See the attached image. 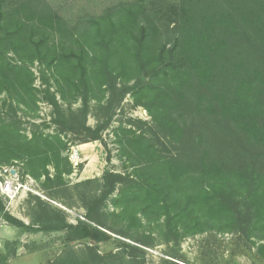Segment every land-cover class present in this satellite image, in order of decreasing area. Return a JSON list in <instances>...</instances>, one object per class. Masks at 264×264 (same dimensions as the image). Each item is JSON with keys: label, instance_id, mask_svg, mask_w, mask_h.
<instances>
[{"label": "trees", "instance_id": "trees-1", "mask_svg": "<svg viewBox=\"0 0 264 264\" xmlns=\"http://www.w3.org/2000/svg\"><path fill=\"white\" fill-rule=\"evenodd\" d=\"M127 96L151 120L113 131L123 172L75 186L86 220L71 224L39 197L29 225L0 198L3 220L96 244L65 248L52 264H146L158 237L212 232L238 235L264 261V0H131L75 18L48 0H0V167L22 163L50 199L70 192L64 135L102 141ZM93 101L108 116L96 128ZM40 102L55 129L32 124L29 135L19 112L35 117ZM113 239L121 251L100 252ZM18 245L5 243L0 264Z\"/></svg>", "mask_w": 264, "mask_h": 264}, {"label": "rangeland", "instance_id": "rangeland-1", "mask_svg": "<svg viewBox=\"0 0 264 264\" xmlns=\"http://www.w3.org/2000/svg\"><path fill=\"white\" fill-rule=\"evenodd\" d=\"M48 1L55 7L60 8L66 16L75 18L80 14L86 13L99 15L108 7L131 0ZM35 70L37 71V67ZM37 85H40L39 81ZM62 104L64 109L68 110L69 105L65 102H62ZM81 105V102L74 104L73 109L78 110ZM19 115L24 116L23 127L26 133L30 135L34 130L32 124H37L41 129H45V124L52 125L53 108L47 102H40L39 111L35 117L24 115L22 111L19 112ZM107 117V112L98 109L97 102L93 101L90 103V112L87 120L90 127L96 128L107 120ZM130 119L151 120L148 112L143 107L134 106L132 98L127 96L113 113L112 123L103 133L102 141L89 142L87 143L89 146H86L80 144L81 136L74 134L64 135L70 148L69 153H66L69 158L73 148H79L81 157L79 163L73 165L74 171L72 175L66 178L68 188L71 191L65 193L56 191L54 192L55 197L50 199L47 193L45 194L41 182L34 179L35 193L28 192L23 194L14 204H9L8 201L0 197L5 204L6 211L29 225L33 223L35 218L33 213L35 198L39 197L65 212L67 220L71 224L86 220V210L79 197V192L82 189L78 191L75 186L87 180L101 179L106 170L123 172L113 131L122 123L127 125ZM54 129L55 126L53 125L50 129L45 130L46 133H53ZM82 147L86 148L82 149ZM2 167H13L22 177V163L17 162ZM94 188L96 189V186ZM109 210H114L112 205L109 206ZM0 218L2 217L0 216ZM113 236L129 243L133 242L117 234H113ZM0 240H2L0 251L4 249L7 242H18L19 244L16 256L11 258L10 264H52L65 248L71 247L76 251H81L87 246L96 245L91 241L84 240L73 242L69 245L66 243L64 233H25L9 225L5 220H3L0 227ZM98 246L102 253L121 251L116 239L101 243ZM256 248L238 235L212 232L186 237L179 244L165 243L164 240L158 237L153 247H145L144 249L147 252L146 264H165V260L177 264H264V261L258 256Z\"/></svg>", "mask_w": 264, "mask_h": 264}, {"label": "built area", "instance_id": "built-area-1", "mask_svg": "<svg viewBox=\"0 0 264 264\" xmlns=\"http://www.w3.org/2000/svg\"><path fill=\"white\" fill-rule=\"evenodd\" d=\"M72 165H77L81 159L79 148H73L70 154ZM35 181L30 176L22 178L18 171L13 167H0V197L8 201L9 204H14L23 194L28 192L35 193ZM3 219L0 218V227ZM2 240H0V248Z\"/></svg>", "mask_w": 264, "mask_h": 264}, {"label": "crops", "instance_id": "crops-1", "mask_svg": "<svg viewBox=\"0 0 264 264\" xmlns=\"http://www.w3.org/2000/svg\"><path fill=\"white\" fill-rule=\"evenodd\" d=\"M84 145L89 146V145H87V144H84ZM80 148H81V147H80ZM83 148L85 149L86 147H82V149H83ZM79 152H80V151H79Z\"/></svg>", "mask_w": 264, "mask_h": 264}]
</instances>
